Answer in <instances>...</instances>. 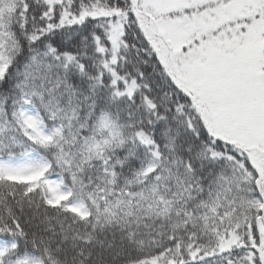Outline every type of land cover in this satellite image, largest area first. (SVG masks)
<instances>
[{
    "label": "snow or ice",
    "instance_id": "obj_1",
    "mask_svg": "<svg viewBox=\"0 0 264 264\" xmlns=\"http://www.w3.org/2000/svg\"><path fill=\"white\" fill-rule=\"evenodd\" d=\"M0 264H264V0H0Z\"/></svg>",
    "mask_w": 264,
    "mask_h": 264
}]
</instances>
